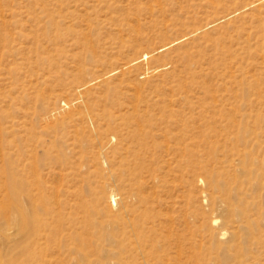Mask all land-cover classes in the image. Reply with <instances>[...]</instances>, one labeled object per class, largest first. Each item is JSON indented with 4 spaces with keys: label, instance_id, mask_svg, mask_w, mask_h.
<instances>
[{
    "label": "rangeland",
    "instance_id": "obj_1",
    "mask_svg": "<svg viewBox=\"0 0 264 264\" xmlns=\"http://www.w3.org/2000/svg\"><path fill=\"white\" fill-rule=\"evenodd\" d=\"M0 213L13 256L264 264V0H0Z\"/></svg>",
    "mask_w": 264,
    "mask_h": 264
},
{
    "label": "bare ground",
    "instance_id": "obj_2",
    "mask_svg": "<svg viewBox=\"0 0 264 264\" xmlns=\"http://www.w3.org/2000/svg\"><path fill=\"white\" fill-rule=\"evenodd\" d=\"M237 172V171H236ZM218 203V201L216 202ZM2 214L0 213V217ZM216 221H214L215 224ZM227 233V232H226ZM220 237L227 236V234L221 233ZM2 248V247H1ZM0 248V264H56L52 257L46 255L28 254L27 256H13L8 255Z\"/></svg>",
    "mask_w": 264,
    "mask_h": 264
}]
</instances>
